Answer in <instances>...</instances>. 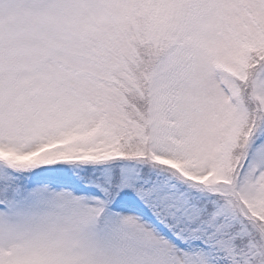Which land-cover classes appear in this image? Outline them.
I'll return each instance as SVG.
<instances>
[{"label":"rangeland","instance_id":"obj_1","mask_svg":"<svg viewBox=\"0 0 264 264\" xmlns=\"http://www.w3.org/2000/svg\"><path fill=\"white\" fill-rule=\"evenodd\" d=\"M158 1L164 4L161 34L164 26L181 30L184 0ZM187 1L194 5L186 26L190 38L162 67L164 76L156 85L155 103L147 112L137 111L143 124L153 123L144 143L154 151V160L144 145L143 158H135L136 165H124L125 185L139 181L136 166L140 167L142 159L151 164L150 176L155 174L167 182H153L156 199L182 210L181 223L189 227L196 210L186 206L183 195L176 191L178 180H170L173 170L160 162L184 165L195 184L218 199L214 221L241 220L243 228L250 223L246 230L260 240L264 261V146L253 160L262 171L254 173L255 167L250 166L243 183L232 179L234 168L225 165L240 160L239 156L229 159L228 150L236 122L251 106L241 105L230 73L239 70L242 39H257L264 49V0ZM134 3L0 0V154L14 156L19 170L26 165L37 170L44 156L31 159L30 154L43 144L61 141L64 147H53L51 154L61 150L71 156H61L65 157L61 160L63 173L97 166L107 178L109 167L119 164L102 161L117 155L108 152L113 131H130L133 141L143 145L142 132L127 126L132 97L126 100L113 88L115 76L125 78L129 88L135 87L125 61L131 49L128 34ZM259 68L263 72L264 64ZM245 70L252 74L249 98L261 104L253 95L264 100V74ZM115 91L120 96L117 104ZM165 116L169 118L165 120ZM260 121L264 122V115ZM73 157L78 160L72 161ZM210 169L217 171L215 178ZM44 178L46 184L36 187L38 201L14 202L8 221L0 210V264L213 263L208 252L197 249L198 243L191 237L194 233L183 235L189 243L180 238L181 243L174 244L149 221L123 210H115L116 215L110 217L113 232L94 231L92 213L103 203L94 188L76 182L79 179H66L69 186L65 187L53 185L51 175ZM237 196L252 202L259 218L248 216L246 221ZM146 198V194H138L137 204L145 203ZM224 227L213 226L211 237L216 243L212 246L232 249L231 240L216 239Z\"/></svg>","mask_w":264,"mask_h":264},{"label":"trees","instance_id":"obj_2","mask_svg":"<svg viewBox=\"0 0 264 264\" xmlns=\"http://www.w3.org/2000/svg\"><path fill=\"white\" fill-rule=\"evenodd\" d=\"M256 101H252L250 104L249 111L245 114L244 120L241 124L240 129L237 130V136H238V147H239V157H240V168L241 170L245 168V164L247 161V156L250 154L254 147V142L257 138H259L261 135H259V128L264 126V122L260 121V118L264 115V104L259 105L258 103H255ZM137 109L139 108L137 103L135 105ZM260 122V123H259ZM134 151L136 153H141V149L139 146L134 145V142L132 141ZM139 153V155H140ZM254 208V207H253ZM250 209V208H249ZM249 216L253 217L256 216V211H250ZM212 213L208 215V219L205 222V226L210 229L207 231V233H212L213 228L209 227V223L213 220ZM257 217V216H256ZM259 218V217H257ZM246 221L250 220L249 218H245ZM234 223V224H233ZM230 225H228L224 231L227 234L234 233L235 235L245 234L244 231H242V227H237L239 224V221L233 222ZM250 223L246 222V228L249 227ZM253 231L247 232V242H245V236H240L242 240V248L244 247V256L249 257L250 264H263L264 261H262V254L260 251V240H257L254 235H252ZM241 260V259H240Z\"/></svg>","mask_w":264,"mask_h":264}]
</instances>
